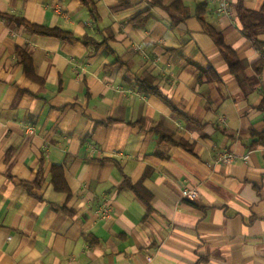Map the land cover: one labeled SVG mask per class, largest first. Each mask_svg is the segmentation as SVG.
Wrapping results in <instances>:
<instances>
[{
  "label": "crops",
  "instance_id": "obj_1",
  "mask_svg": "<svg viewBox=\"0 0 264 264\" xmlns=\"http://www.w3.org/2000/svg\"><path fill=\"white\" fill-rule=\"evenodd\" d=\"M95 1L98 24L80 0H0V264H264V70L254 66L264 33L262 44L244 35L239 0H225L226 11L209 0L207 22L245 63L240 80L196 16L200 0H184L185 13ZM147 9L146 24L130 21ZM19 47L43 83L27 75ZM146 72L196 123L139 91ZM223 151L240 157L215 164ZM54 165L65 167L70 197L56 190ZM125 176L153 195L150 210L121 188ZM39 180L32 192L23 184Z\"/></svg>",
  "mask_w": 264,
  "mask_h": 264
},
{
  "label": "trees",
  "instance_id": "obj_2",
  "mask_svg": "<svg viewBox=\"0 0 264 264\" xmlns=\"http://www.w3.org/2000/svg\"><path fill=\"white\" fill-rule=\"evenodd\" d=\"M85 6L89 7L91 16L96 24L100 22V14L97 8V3L95 0H80ZM121 3H128L132 0H119ZM153 6L161 7L162 9L169 11V12H180L185 13L187 11V7L184 3V0H174L170 4H166L162 2L161 0H152ZM209 5V0H200L197 3L196 7V16L199 18L201 23L203 24V27L207 33L211 35V37L215 40L217 45L219 46L222 54L224 55L225 59L227 60L231 71L237 75V77L240 80L244 79V71H245V63L239 58L235 50H233L225 41L224 35L222 32L218 31L213 25L209 24L206 19L207 15V9ZM237 11L239 20L242 24V30L246 37L253 40L257 44H262V42L259 40V35L264 33V4L261 9L259 10H251L248 9L245 4L244 0H239L237 5ZM3 17L8 18L11 21H15L21 25H25L26 27L32 28L37 34L46 35V36H53L60 38L62 40H80L86 45H95L96 47H100L104 45V42L99 43L94 38H91L90 36H84L82 38H78L75 34L65 31L61 28H51L39 24H34L29 21H27L25 18L16 17L14 15L10 14H1ZM152 17L151 9H147L144 12H140L136 14L135 16L130 18V21L133 22L136 25H143L146 24ZM19 54L22 58V62L24 63V68L27 73V75L38 82L43 83V79L40 78L35 73V68L33 65L32 57L27 54V52L22 49L18 48ZM111 53L114 54V51L111 50ZM119 61H117L116 64H118ZM255 70L257 73H261L264 70V60H260L257 63H255ZM138 89L141 93L144 94H153L161 98L169 107H171L175 112L179 114L182 118L186 119L189 122L196 123V120L189 117L187 114H184L183 112H180L177 107L174 105L172 100L161 90L159 85L157 84L156 77L151 73H144L142 77H140L137 81ZM264 110V104L261 106ZM113 120L108 121H100L95 123V127L99 125H108ZM129 124H144V119H141L136 122H130ZM155 131L158 132L161 139L170 141L172 144H178L188 147V143L184 141H177L174 139V135H171L169 133H164L159 126H156ZM44 162V158L42 159ZM113 159H103L102 161H111ZM115 161V160H113ZM52 182L58 191L67 192L69 197L71 196V189L68 185L67 179H66V173H65V167L63 165H54L52 167ZM26 188L32 192L33 187L37 185H41L40 180L36 181V183H23ZM129 187L133 189L137 195L149 206V210L151 209V200L153 198V195L141 184L139 183H133L131 179H129L127 176H125V180L123 184L121 185V188Z\"/></svg>",
  "mask_w": 264,
  "mask_h": 264
},
{
  "label": "built area",
  "instance_id": "obj_3",
  "mask_svg": "<svg viewBox=\"0 0 264 264\" xmlns=\"http://www.w3.org/2000/svg\"><path fill=\"white\" fill-rule=\"evenodd\" d=\"M214 2H217V0H213ZM222 2V9L224 11L227 10V4L225 2V0H220ZM31 130L33 129L30 128ZM240 156L233 152V151H223L219 154V156L216 158L215 160V164H220V163H231L233 161H236ZM244 160H247L249 158L248 155L242 157ZM183 195L186 198H189L191 200L196 199L197 197H199V192L197 189H184L183 190Z\"/></svg>",
  "mask_w": 264,
  "mask_h": 264
}]
</instances>
